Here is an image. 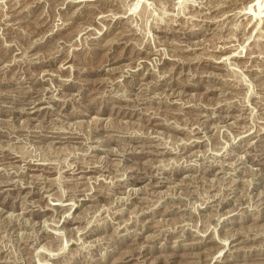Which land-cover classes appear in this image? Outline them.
I'll list each match as a JSON object with an SVG mask.
<instances>
[{"label":"rangeland","instance_id":"374dc122","mask_svg":"<svg viewBox=\"0 0 264 264\" xmlns=\"http://www.w3.org/2000/svg\"><path fill=\"white\" fill-rule=\"evenodd\" d=\"M0 264H264V0H0Z\"/></svg>","mask_w":264,"mask_h":264},{"label":"bare ground","instance_id":"6f19581e","mask_svg":"<svg viewBox=\"0 0 264 264\" xmlns=\"http://www.w3.org/2000/svg\"><path fill=\"white\" fill-rule=\"evenodd\" d=\"M205 136V135H204ZM197 140V139H196ZM160 193V192H159ZM61 206V205H60ZM222 253V252H221Z\"/></svg>","mask_w":264,"mask_h":264}]
</instances>
